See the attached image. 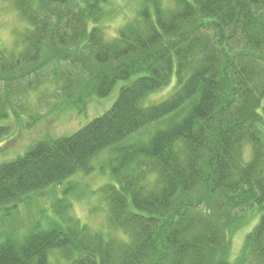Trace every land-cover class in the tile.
<instances>
[{"label":"trees","instance_id":"16d2710c","mask_svg":"<svg viewBox=\"0 0 264 264\" xmlns=\"http://www.w3.org/2000/svg\"><path fill=\"white\" fill-rule=\"evenodd\" d=\"M6 1L24 25L16 48L0 46V118L17 112L16 78L36 88L60 59L87 73L55 66L60 94L104 98L125 83L76 131L0 163L2 212L93 172L107 152V229L58 200L45 227L0 242V264H264V0H140L113 38L109 0ZM10 133L0 125V141ZM256 215L233 259L232 233Z\"/></svg>","mask_w":264,"mask_h":264},{"label":"rangeland","instance_id":"374dc122","mask_svg":"<svg viewBox=\"0 0 264 264\" xmlns=\"http://www.w3.org/2000/svg\"><path fill=\"white\" fill-rule=\"evenodd\" d=\"M139 3L140 0H109L101 21L107 38L116 36L124 22L135 14L140 6ZM23 25L24 22L19 19L11 4L6 0H0V46L4 47L7 53L15 47V41L19 39ZM60 60L57 65L51 62L42 68L49 72L47 71L48 75L41 79L36 88L32 86L22 91L20 86L23 85V79L20 83V79L16 78L13 91L16 89V84L19 88L14 92L16 97H13V100L17 102L14 104L17 112L12 113L9 118H0V125L11 126L10 135L0 141V163L16 159L42 139L55 138L76 131L111 107L119 94L120 86L125 83L118 82L112 93L104 98L89 95L87 92L60 94L57 92L60 82L55 80V66H68L79 75H87L78 63L73 64L66 58ZM89 67H92L91 63ZM23 77L34 78V74H26ZM3 80L0 81V87L3 86ZM171 91L172 86H167L151 93L147 101L151 103L163 100ZM17 98L20 100L18 101ZM156 125L158 124H153L151 127ZM106 157L107 152H103L94 161L96 168L93 172L74 175L61 184L31 194L17 207L0 212V242L8 234L22 235L31 231L33 227H45L53 217L57 216L55 204L58 200L70 202L68 214L79 219L92 230H106L107 205L100 193L101 186L108 179L106 169L100 168ZM257 218L259 216L256 219L250 217L252 222L249 225L232 233L233 259L240 254L245 233ZM52 264H69V262L52 256Z\"/></svg>","mask_w":264,"mask_h":264}]
</instances>
